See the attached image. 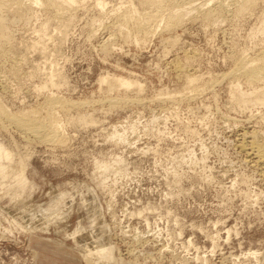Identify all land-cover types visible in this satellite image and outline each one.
Returning a JSON list of instances; mask_svg holds the SVG:
<instances>
[{
    "label": "rangeland",
    "instance_id": "obj_1",
    "mask_svg": "<svg viewBox=\"0 0 264 264\" xmlns=\"http://www.w3.org/2000/svg\"><path fill=\"white\" fill-rule=\"evenodd\" d=\"M97 1L79 0L72 19L40 5L22 18L15 4L2 11L1 106L41 118L51 98L64 108L56 142L0 119L13 153L0 179V264H107L70 235L90 231L99 204L111 264H264V163L247 148L264 141V101L236 98L238 88L264 98V81L255 91L234 73L264 51V0L242 13L229 0L210 19L201 14L218 1L180 0L174 10L189 13L149 37L118 19L150 11L141 0Z\"/></svg>",
    "mask_w": 264,
    "mask_h": 264
},
{
    "label": "bare ground",
    "instance_id": "obj_2",
    "mask_svg": "<svg viewBox=\"0 0 264 264\" xmlns=\"http://www.w3.org/2000/svg\"><path fill=\"white\" fill-rule=\"evenodd\" d=\"M8 1L9 2L11 1L12 3L10 4ZM141 1L143 4L148 5L149 8H151V10L141 14L137 12L133 7H129L127 10L119 14L118 19L121 21L120 26L123 25L126 26L127 24L133 22V27L135 31L141 34L142 36L149 37V35L153 33L155 26H157V23L162 21L165 22V27L167 28H170L173 25H177L179 22L183 20L184 16L189 13V11H186L184 13L183 11L178 12V10H174V8L178 6L177 4L178 2H180V0H141ZM210 1H214V0H210ZM216 1H218L219 3L218 5L215 6V8L208 9L202 12L201 15L203 16L204 19H210L213 15H218L222 12H225L227 8L229 9V3L227 2L229 0H216ZM78 2L79 0H28V1L0 0V46L10 42L11 40L10 37H8L7 20L2 16V11L4 8L7 9L15 4L16 10L22 18L32 13L34 11L35 5H40L47 7V9L48 8L54 9L58 17L72 19L73 15L72 13L70 14L69 12L73 10L75 7H77L76 4L78 5ZM254 2L255 0H235L236 13H242L245 9L248 8L249 5H251ZM167 3L168 4L170 3L172 7L170 9V12L165 14L164 12L166 10L165 7ZM97 5L103 9L106 6V1L99 0L97 1ZM198 9L203 10L204 8L198 6ZM159 17L161 19L160 21H159ZM127 36L129 35L127 34ZM236 68L237 69L236 71L234 70V73L237 72V74H240L241 76L242 75L245 76L246 80H248L249 85L254 86L256 91L257 89L256 85H258L257 83L264 81V51H262L261 54H259L254 58H249V57L247 58V56L244 58L242 57ZM54 75L55 73L52 74V77ZM106 80L107 78L102 79V81H106ZM195 80H196L195 78L191 79V81H195ZM52 82L55 83L54 81ZM133 84L135 83H133L128 79L114 77L113 86L130 88L132 87ZM238 89L239 91H237L236 93V98L239 100L241 104H247L250 102L257 103V101H261V102L264 101V98H262V95L260 93H256L252 97L249 93L244 92L240 88ZM47 106H48L47 108L48 116L41 118L33 112L11 113L0 104V119L8 120L10 123L14 124L20 131H23L25 134L29 132L33 134L38 133V138L40 140H48V141L56 142L59 141L60 138L62 137V135H60L61 132L60 121L56 115L57 114L56 111L57 109L59 110L63 109L64 105L60 101L55 100V98H51ZM247 148L249 149L248 151L253 157H255L258 161L264 163V141L261 140L259 141L257 140V136L256 138L254 136L252 137V141H250ZM12 160H13L12 151L4 143L0 142V179H5L9 175V173L12 172L10 166V162ZM103 167L108 168L109 165L104 164ZM23 168H25L24 163L22 170L19 172V177L16 178L18 181L15 184V187L17 188L23 187L27 183L26 179L22 174ZM9 189L11 190L12 188ZM59 196L61 198V197L69 196V194L58 193V197ZM67 198L69 199L70 196ZM93 199L94 197L91 196L89 197L86 194H82L81 201H83L85 204H89ZM24 215L26 214L24 213ZM55 216L61 217V212H56ZM93 216L94 218L92 219V224H91L92 228L90 229V231H88L86 228H83L82 226H79L70 235L74 237L77 236L80 239L79 242L83 247L82 251L86 259L91 261H93V259H95L96 261L101 260V261H105L107 264H111V261L114 259V251L110 239L109 226L105 225L104 212L100 204L97 206L95 210V215ZM9 228L10 227H8V229ZM19 228L22 229V227L20 226ZM252 254L256 257L258 255V252L255 251Z\"/></svg>",
    "mask_w": 264,
    "mask_h": 264
}]
</instances>
